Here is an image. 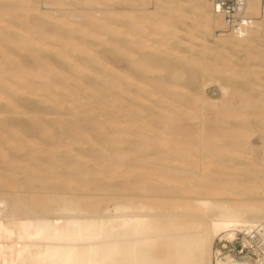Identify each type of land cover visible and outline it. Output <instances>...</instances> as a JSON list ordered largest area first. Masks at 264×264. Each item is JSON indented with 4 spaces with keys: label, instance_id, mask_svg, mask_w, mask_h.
<instances>
[{
    "label": "bare ground",
    "instance_id": "obj_1",
    "mask_svg": "<svg viewBox=\"0 0 264 264\" xmlns=\"http://www.w3.org/2000/svg\"><path fill=\"white\" fill-rule=\"evenodd\" d=\"M160 1L0 0V264H264V1Z\"/></svg>",
    "mask_w": 264,
    "mask_h": 264
},
{
    "label": "rangeland",
    "instance_id": "obj_2",
    "mask_svg": "<svg viewBox=\"0 0 264 264\" xmlns=\"http://www.w3.org/2000/svg\"><path fill=\"white\" fill-rule=\"evenodd\" d=\"M41 1V0H40ZM72 2H73V5H71V6H68V8L70 7V8H72V7H74V8H79L81 5H79V4H77V0H72ZM156 2H157V0H150V4H148L149 6H147L150 10H153L154 9V6L155 5H158V4H156ZM13 3V1H11V3L10 4H12ZM160 3H164L162 0L160 1ZM2 4V2H0V11H3L4 10V7L7 5V4H5L4 3V7L1 5ZM98 5V6H97ZM88 5H83V8L85 7L86 9L89 7H87ZM97 6V7H96ZM101 7L102 9L104 8V9H106V8H108L109 9V7H111V6H109L108 4H104V6L103 5H100V3H98V4H93V6H91V9H94L93 7H95L96 9H101V8H98V7ZM107 6V7H106ZM109 6V7H108ZM151 6V7H150ZM153 8V9H152ZM45 9V8H44ZM88 9H90V7L88 8ZM96 9H94V10H96ZM164 10V11H163ZM167 10V11H166ZM18 13L19 12V10H17V11H15V13ZM170 13L171 14V16H170V21L168 22V23H170V24H172V23H174L175 22V20L176 19H174V17H172L173 15H175L173 12H174V10H171V12L170 11H168V9H166L165 8V6L162 8V9H159L158 11H157V15H159V16H161V14L162 15H164V14H166V13ZM96 14V13H95ZM156 15V16H157ZM196 14L195 13H191L190 14V16H189V18H185L184 20H185V22H186V24L188 25H194L196 22L194 21L195 19H196V16H195ZM174 19V20H173ZM197 20V19H196ZM176 24H177V26L179 27V29L180 30H178L177 31V33H175L174 35H172V36H174V37H176V38H171L172 40V42H171V44L169 43V45H171V47L170 48H175L176 46L179 48V50H181L182 52L183 51H185L187 54H185L186 55V57L188 56V53L190 54L189 56H191V55H193V57H194V54L196 55V54H198L199 53V51H200V49L202 48V45H203V43L202 42H199V41H203L204 43H206V40H204L203 38H205V36L204 35H202V32H201V29L200 28H198V27H196V29H194V31H192V34L188 37V35L186 36V33L183 31V28H186L187 26L183 23V21L181 20V21H177L176 22ZM180 24V25H179ZM188 28V27H187ZM177 35V36H176ZM194 35V36H193ZM192 36V37H191ZM168 37H171V35H168ZM194 37H197V38H195V40L196 41H193L194 39ZM201 37V38H200ZM179 38V39H178ZM183 38H186V40L188 41L187 43L186 42H183V41H181ZM92 39V41L94 42V41H98V39L96 38V40H95V37H92L91 38ZM181 39V40H180ZM103 40V39H102ZM179 40V41H178ZM211 40H212V38H211ZM91 41V42H92ZM189 41H191V42H189ZM181 43V44H180ZM174 45V47H172L173 45ZM183 44V45H182ZM185 44V45H184ZM196 44V45H195ZM191 45H193V46H191ZM200 46H201V48H200ZM108 47H110V45H109V43L107 44V43H102V45H100V46H98V49L100 50V52L102 53V52H104ZM189 47V48H188ZM191 47V48H190ZM199 47V48H198ZM191 49V50H190ZM199 50V51H198ZM48 51H50V50H48ZM198 51V52H197ZM19 52L21 53V54H23V55H25L26 53H27V51L26 50H19ZM244 52L245 51H241V52H239L238 53V55L236 56V57H233V61H236V62H238V63H240V64H243V63H245V61L244 60H242L241 61V59H239V58H241V57H243V55H244ZM209 54H212V53H209ZM103 55H106L110 60H112L113 59V57H112V54H110V52H105V53H103ZM51 61L52 62H55L56 61V59H51ZM192 65V66H191ZM232 66V65H231ZM194 67H195V65H194V63H190V64H188V66H187V68H189V69H191V70H194ZM222 73H220V75H221ZM228 75V73H223V76L222 77H226ZM236 79H238L239 80V77L237 76L236 77ZM22 115V114H21ZM21 115H18V116H16V118L17 119H23V118H25L27 115H25V116H21ZM51 115H49V116H45L46 118H49ZM27 118V117H26ZM1 123V122H0ZM108 124L109 125H107V123L105 124L106 125V127L108 126L109 128L111 127L110 126V122H108ZM101 127V128H100ZM106 127L104 126V125H100L99 127H97L98 128V130H100V131H103V130H105L106 129ZM77 129V128H76ZM108 130H111V129H108ZM45 137H48L47 135H45L44 137H43V139H41V141L39 142L42 146H38V147H40L41 148V150H39V151H34V152H32V154L34 155V157H37L39 160H35V162H33V163H38V164H40V163H42L44 160H42L43 158L45 159V160H48L49 159V157L50 156H53V153L52 152H49V151H47V147L45 146V145H43V141L45 140ZM43 147H45V148H43ZM48 152V153H46V152ZM11 154L10 155H12L13 154V152L14 151H9ZM45 152V153H44ZM38 155H37V154ZM46 154V155H45ZM28 155H30V153L28 154ZM39 157H43V158H39ZM13 158V157H12ZM25 160H28L29 158H28V156H25V157H23ZM14 160H10L9 161V163H3V162H1L0 161V170L1 169H4V168H9V167H12V166H14L15 165V163L13 162ZM44 162H47V161H44ZM18 163V162H17ZM20 165H22V168H20V169H18L17 170V174H16V176L17 177H23L24 176V174H22V172H23V170H24V172L23 173H26L25 172V169H24V167H25V162H20ZM28 168H30L31 169V167H28ZM18 172H21L20 174L18 173ZM22 175V176H21ZM35 182V181H34ZM161 182H159L156 186H155V193L156 194H162V187H163V183H161Z\"/></svg>",
    "mask_w": 264,
    "mask_h": 264
},
{
    "label": "built area",
    "instance_id": "obj_3",
    "mask_svg": "<svg viewBox=\"0 0 264 264\" xmlns=\"http://www.w3.org/2000/svg\"><path fill=\"white\" fill-rule=\"evenodd\" d=\"M247 2L248 0H212L214 10L223 16L229 28H232L239 20L242 19ZM252 238L253 243L247 247L243 246L241 242L236 243L234 251L238 252L239 256H242L240 261L243 260L244 262L261 264L262 262L257 261L259 254H263L260 248L261 241H259V237ZM224 250L229 249L224 247Z\"/></svg>",
    "mask_w": 264,
    "mask_h": 264
}]
</instances>
